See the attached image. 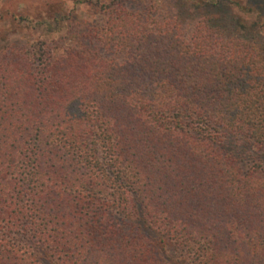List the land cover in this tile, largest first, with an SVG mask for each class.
<instances>
[{
	"label": "trees",
	"instance_id": "16d2710c",
	"mask_svg": "<svg viewBox=\"0 0 264 264\" xmlns=\"http://www.w3.org/2000/svg\"><path fill=\"white\" fill-rule=\"evenodd\" d=\"M103 15L0 48V264H264V0Z\"/></svg>",
	"mask_w": 264,
	"mask_h": 264
},
{
	"label": "rangeland",
	"instance_id": "374dc122",
	"mask_svg": "<svg viewBox=\"0 0 264 264\" xmlns=\"http://www.w3.org/2000/svg\"><path fill=\"white\" fill-rule=\"evenodd\" d=\"M116 2L117 0H0V48L6 49L12 45L31 46L51 41L66 35L78 22L100 25L104 19L106 4ZM179 10L183 12L182 7ZM234 11L248 25L256 20L254 14L244 13L237 8ZM262 34L264 35V30Z\"/></svg>",
	"mask_w": 264,
	"mask_h": 264
}]
</instances>
